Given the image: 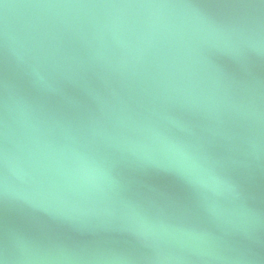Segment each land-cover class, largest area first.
<instances>
[{
    "label": "water",
    "instance_id": "1",
    "mask_svg": "<svg viewBox=\"0 0 264 264\" xmlns=\"http://www.w3.org/2000/svg\"><path fill=\"white\" fill-rule=\"evenodd\" d=\"M0 264H264V0H0Z\"/></svg>",
    "mask_w": 264,
    "mask_h": 264
}]
</instances>
